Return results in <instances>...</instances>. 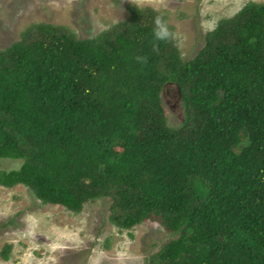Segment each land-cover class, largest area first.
I'll return each mask as SVG.
<instances>
[{
  "label": "trees",
  "instance_id": "1",
  "mask_svg": "<svg viewBox=\"0 0 264 264\" xmlns=\"http://www.w3.org/2000/svg\"><path fill=\"white\" fill-rule=\"evenodd\" d=\"M156 15L173 32L132 5L94 37L32 23L0 49V185L76 213L109 198L121 229L159 223L172 237L147 264H264V2L222 18L189 60L174 39L153 51Z\"/></svg>",
  "mask_w": 264,
  "mask_h": 264
},
{
  "label": "rangeland",
  "instance_id": "2",
  "mask_svg": "<svg viewBox=\"0 0 264 264\" xmlns=\"http://www.w3.org/2000/svg\"><path fill=\"white\" fill-rule=\"evenodd\" d=\"M249 1L264 0H0V49L20 38L32 23L70 27L79 38L94 37L130 17V6H151L164 12L184 60L195 57L206 35L225 17ZM168 125L184 119L175 87L163 95ZM21 159L4 158L2 168L18 169ZM111 199L88 202L76 213L45 204L19 184L0 185V264H147L172 235L162 225L144 221L121 229L109 219ZM10 245L9 259L2 251Z\"/></svg>",
  "mask_w": 264,
  "mask_h": 264
},
{
  "label": "clouds",
  "instance_id": "3",
  "mask_svg": "<svg viewBox=\"0 0 264 264\" xmlns=\"http://www.w3.org/2000/svg\"><path fill=\"white\" fill-rule=\"evenodd\" d=\"M132 3L135 0H131ZM154 27L152 30V47L153 51H159L158 42H165L170 41L175 38V34L170 30L168 22L164 19L162 15H156L154 17ZM137 62L141 63L142 65H146L148 63L147 56H138L136 57Z\"/></svg>",
  "mask_w": 264,
  "mask_h": 264
},
{
  "label": "water",
  "instance_id": "4",
  "mask_svg": "<svg viewBox=\"0 0 264 264\" xmlns=\"http://www.w3.org/2000/svg\"><path fill=\"white\" fill-rule=\"evenodd\" d=\"M176 92H177V94H178V97L181 98V97H180V91H179L178 88H176Z\"/></svg>",
  "mask_w": 264,
  "mask_h": 264
}]
</instances>
